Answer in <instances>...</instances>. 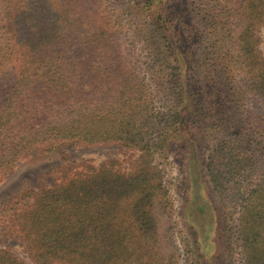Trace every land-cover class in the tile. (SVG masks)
<instances>
[{
  "label": "trees",
  "instance_id": "obj_1",
  "mask_svg": "<svg viewBox=\"0 0 264 264\" xmlns=\"http://www.w3.org/2000/svg\"><path fill=\"white\" fill-rule=\"evenodd\" d=\"M160 4L0 0V185L68 145L132 153L128 171L64 165L0 206V241L33 264H180L164 165L194 125L228 264H264V0H185L183 33ZM0 264L28 263L0 247Z\"/></svg>",
  "mask_w": 264,
  "mask_h": 264
},
{
  "label": "rangeland",
  "instance_id": "obj_2",
  "mask_svg": "<svg viewBox=\"0 0 264 264\" xmlns=\"http://www.w3.org/2000/svg\"><path fill=\"white\" fill-rule=\"evenodd\" d=\"M127 1L131 4L141 0ZM159 2L162 4L156 10L165 13L169 17V24L182 32L183 26L172 16H177L185 8V0H157L158 4ZM260 35L264 53V26ZM208 140L209 136L203 133L201 127L184 126L181 137L173 145L170 158L164 165L165 179L170 185L174 205L173 220L176 223L177 244L181 253L180 264H191L193 258V264H228L229 249L226 243L227 231L224 228L226 209L212 190L204 172ZM191 141L196 142L193 152L189 147ZM62 151L67 154L65 160L58 150L21 163L0 185V206L22 193L21 191L33 193L52 187L58 181V169L64 165L79 168L93 165L98 168L113 161L117 163V167L128 171L132 159L131 151L112 144L68 145L62 147ZM191 154L196 158L194 163L191 161ZM202 208L206 210L201 211ZM0 247L10 248L19 258L33 264L18 239L3 237Z\"/></svg>",
  "mask_w": 264,
  "mask_h": 264
}]
</instances>
